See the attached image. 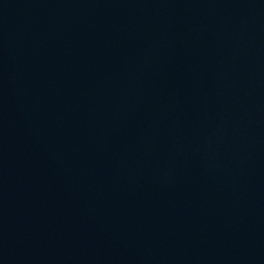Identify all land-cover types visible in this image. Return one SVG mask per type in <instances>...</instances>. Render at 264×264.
I'll return each mask as SVG.
<instances>
[{
  "label": "water",
  "instance_id": "95a60500",
  "mask_svg": "<svg viewBox=\"0 0 264 264\" xmlns=\"http://www.w3.org/2000/svg\"><path fill=\"white\" fill-rule=\"evenodd\" d=\"M0 264H264V0H0Z\"/></svg>",
  "mask_w": 264,
  "mask_h": 264
}]
</instances>
